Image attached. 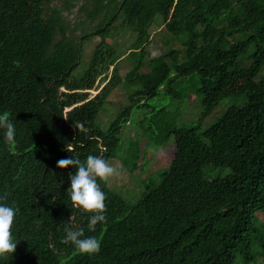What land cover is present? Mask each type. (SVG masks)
I'll return each mask as SVG.
<instances>
[{"label": "trees", "instance_id": "1", "mask_svg": "<svg viewBox=\"0 0 264 264\" xmlns=\"http://www.w3.org/2000/svg\"><path fill=\"white\" fill-rule=\"evenodd\" d=\"M81 1L77 13L84 22L78 28L67 20L78 0H0V112L16 127L15 142L0 128V202L18 209L17 245L0 264H234L236 257L264 258V223L256 217L264 213V0ZM159 18L167 50L145 66L148 29L160 25ZM124 30L135 38L130 70L120 77V56L106 39ZM92 36L101 42L77 72ZM174 41L181 52L172 48ZM113 64L106 85L86 100L78 91L91 89ZM193 75L199 77L201 109L179 125ZM117 87L130 89L129 104L102 129L99 113ZM161 92L176 101L171 113L147 104ZM223 100L233 106L204 127ZM134 109L142 112L136 123L142 132L125 139L122 127ZM139 135L156 146L171 141L168 169L135 205L98 180L106 220L90 228L91 213L71 200L74 169L57 161L94 154L119 159L131 173L142 156L134 139ZM214 169L229 172L209 178L206 171ZM66 226L96 236L100 251L81 252L65 239Z\"/></svg>", "mask_w": 264, "mask_h": 264}, {"label": "rangeland", "instance_id": "2", "mask_svg": "<svg viewBox=\"0 0 264 264\" xmlns=\"http://www.w3.org/2000/svg\"><path fill=\"white\" fill-rule=\"evenodd\" d=\"M63 0H56V4L62 5ZM82 1L78 0L76 2V7L71 10V14H67V20L71 21L72 23H76L77 27H82V22H84L83 17L77 13V9ZM66 16V15H65ZM82 21V22H81ZM159 23L152 24L148 29L149 34V41L146 43L145 52L147 56L145 57V66L148 64L149 60L155 57H158L166 52L167 48L162 44V34L164 32V25L161 23V19L159 18ZM73 36L77 37L78 32L74 31ZM135 35L128 30H124L120 32L117 36H113L112 38L106 39V44H109L113 47L116 54L120 56V62L118 65V74L120 77H124L125 74L130 70V63L127 61V55L129 52L130 45L134 42ZM100 38L95 36L89 41H85L83 44V54L84 59L83 62L80 63L78 69L76 70L81 71L82 68H85L87 65V60L89 55L92 54L94 50V46L99 44ZM175 47L179 52L182 51V47L177 44V42H173ZM112 68H109L108 72L102 78L98 77L92 88L89 90H83L81 92L86 93V98L90 99L94 97L96 94L100 92V90L106 85L109 78L111 77ZM198 75H193L190 79V83L185 88H189L190 91L188 92L187 96L185 95L187 101L184 102L183 108H181V113L177 117L178 124L181 125L182 122L189 123L191 122L192 117H196L201 109V95L195 91L196 87L199 85ZM184 101V100H183ZM176 101L172 100L171 98L167 97L166 94L161 92L157 98L152 101H147V104L150 108H164L167 112H172L175 108ZM243 101H240L237 105H241ZM127 103L125 91L117 87L113 90L111 95L108 97L106 101V108L102 110L99 114V122L102 127H106L112 118L115 117L117 111ZM233 106L228 100H223L217 107L213 110V112L203 120V125L209 126L213 124L228 108ZM142 118V112L139 113L134 109L131 112L129 117V123L125 122L122 127V137H134L137 131H141L140 127H136V123L139 119ZM149 121H143L144 126H146ZM138 137V136H137ZM134 138V139H137ZM139 140V147L140 149L147 144L146 139H138ZM169 143L164 144V146L158 148L154 144H147L144 148V153L138 161L139 164L138 168L134 172H129L119 160H110L109 163L112 164L117 171L109 177L107 186L115 191L119 196H121L125 201H127L130 205L137 204L143 194L146 192L148 185L149 187H154V185L150 182H154V184H158L160 181V174L165 172L171 162L173 156V147ZM127 143V141H126ZM152 145V146H150ZM212 172V173H211ZM229 171H224L220 169H214L212 171H206V175L210 173L209 178H221L224 177ZM259 222L264 223V213H259L256 215ZM234 264H264V258L259 257L257 261H244L240 257H236L234 260Z\"/></svg>", "mask_w": 264, "mask_h": 264}, {"label": "clouds", "instance_id": "3", "mask_svg": "<svg viewBox=\"0 0 264 264\" xmlns=\"http://www.w3.org/2000/svg\"><path fill=\"white\" fill-rule=\"evenodd\" d=\"M82 62L83 59L81 63ZM119 62L120 57L118 59V65ZM86 66H88V63ZM114 66L115 65L113 64L109 68H112L113 71ZM100 78H102V76H100ZM161 89H163V87H161ZM60 90L62 92L66 91L64 88H61ZM81 91L78 92L83 93ZM124 91L126 94L127 103L124 104L122 107L129 104V95L131 92L130 89L128 91H126L125 89ZM86 100L89 99L86 98ZM70 109L71 107L66 108L65 111H68ZM126 122L129 123V118ZM0 128H3L5 130V136L9 142H15V123L10 118L7 112H0ZM101 128L103 129L102 126ZM137 138L145 139L142 138L140 135ZM145 145L141 149L139 147L141 155H143L144 153ZM162 146H164V144L156 147L160 148ZM100 148L101 150L104 149V147L101 146ZM68 149L72 150L71 147H69ZM140 158L141 157L138 158V161L140 160ZM113 159L116 160L117 158ZM109 161H107L103 156L94 154H89L85 160H81L79 157L70 155L62 157L57 161V165L60 168H67L70 166L72 169H74V171L69 174L71 200L74 205L79 206L82 211L86 210L91 213V215L89 216L90 228L95 226L97 222H104L106 220V216L104 214V210L106 207V194L102 190L98 180L106 181L107 184L109 177L117 171V169L112 164H110ZM137 164L139 163L137 162ZM17 212L18 209L14 205L0 202V260L7 259L16 248L17 238L14 235V220L16 218ZM65 232V239L71 241L73 245L77 247L81 252L94 254L100 251L101 241L96 236H84L83 228H72L66 226Z\"/></svg>", "mask_w": 264, "mask_h": 264}]
</instances>
